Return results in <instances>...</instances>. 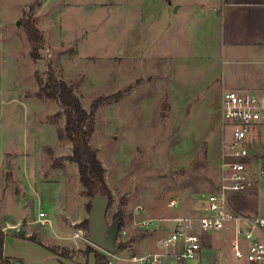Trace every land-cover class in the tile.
Masks as SVG:
<instances>
[{
	"label": "rangeland",
	"instance_id": "374dc122",
	"mask_svg": "<svg viewBox=\"0 0 264 264\" xmlns=\"http://www.w3.org/2000/svg\"><path fill=\"white\" fill-rule=\"evenodd\" d=\"M199 5L0 0V263L4 257L9 264H95L86 252L92 249L109 264H137L134 257L157 252L169 254L161 264H176V249L158 246L172 224H140L198 213L202 196L220 183L221 82L233 90H248L233 88L241 83L264 86V57L227 63L215 33H205L197 19ZM28 28L43 39L35 52ZM49 70L74 88L88 112L104 100L90 145L106 169L107 221L122 224V247L114 252L90 243L82 226L93 198L67 160L72 144L58 136L63 108L40 94ZM203 237L201 264H220L222 256L227 264H248L234 254L232 229Z\"/></svg>",
	"mask_w": 264,
	"mask_h": 264
},
{
	"label": "built area",
	"instance_id": "2783aa9c",
	"mask_svg": "<svg viewBox=\"0 0 264 264\" xmlns=\"http://www.w3.org/2000/svg\"><path fill=\"white\" fill-rule=\"evenodd\" d=\"M220 117V183L214 192L202 196L200 214L147 219L140 224L143 229L155 228L161 222L172 224L171 233L160 238L158 246L164 251L175 248L173 257L176 264H201L199 261L205 247L203 234L228 229L234 232L232 249L238 259L248 264H264V216L240 214L230 201V195L247 193L264 180L262 160L250 151L256 129L264 127V91H224ZM176 205L177 201L169 204L171 208ZM39 222L42 225L48 222L44 213L40 214ZM167 255L157 252L134 257L133 262L161 264Z\"/></svg>",
	"mask_w": 264,
	"mask_h": 264
},
{
	"label": "crops",
	"instance_id": "0c3cea01",
	"mask_svg": "<svg viewBox=\"0 0 264 264\" xmlns=\"http://www.w3.org/2000/svg\"><path fill=\"white\" fill-rule=\"evenodd\" d=\"M199 1V10H196L197 19L204 25L205 33L217 35H214L215 40L219 39L222 55L227 57V63H234L237 57L242 61H258L259 58L264 57V0ZM181 8L182 5L178 6L176 13H179ZM157 57L160 60L163 59ZM220 86L218 96L221 103L223 92L233 89L226 88L223 81ZM233 88L248 89L237 91H264V86L261 83H241L238 87L234 86ZM250 151L252 155L261 158L264 165V127L256 129L250 142ZM230 201L240 214L264 216V180L247 193L230 195ZM197 214L199 215L200 211ZM192 215L194 214L183 216ZM79 222L80 220L76 218L72 224ZM233 240L234 238H232L231 245ZM223 258L225 259L224 264H227L225 256L218 257L217 260L221 262ZM3 259L9 261L4 257ZM213 264H216V260Z\"/></svg>",
	"mask_w": 264,
	"mask_h": 264
},
{
	"label": "trees",
	"instance_id": "16d2710c",
	"mask_svg": "<svg viewBox=\"0 0 264 264\" xmlns=\"http://www.w3.org/2000/svg\"><path fill=\"white\" fill-rule=\"evenodd\" d=\"M28 34L36 44L34 52L37 50L40 39L36 31L28 28ZM35 54V53H34ZM40 94L45 97L58 101L63 108L62 115L65 117L64 131H59V138H67L72 144V155L67 157V160L75 163L78 166L80 183L85 189L86 196L92 197L98 190L103 193L111 194L105 181L106 169L98 157V151L90 145V140L95 131V116L96 111L104 100H97L88 112L76 95L74 88L69 86L65 81L58 79L54 73L49 70L45 81H39ZM91 210V203H90ZM88 220L84 221L82 226L88 229ZM122 224L120 223V228ZM22 238H25L22 236ZM31 241L39 242L34 237H29ZM3 235H0V249L3 255ZM43 245V244H42ZM44 246V245H43ZM47 250L57 255L56 251L44 246ZM122 245L120 246V248ZM119 248V249H120ZM89 254L94 255L95 264H109L106 255L92 249L86 250ZM3 257V256H2ZM0 264H9V261L2 260Z\"/></svg>",
	"mask_w": 264,
	"mask_h": 264
},
{
	"label": "water",
	"instance_id": "95a60500",
	"mask_svg": "<svg viewBox=\"0 0 264 264\" xmlns=\"http://www.w3.org/2000/svg\"><path fill=\"white\" fill-rule=\"evenodd\" d=\"M19 24L18 22L17 25ZM110 203V196L101 190H98L93 196L88 218V238L93 245L111 253L120 248V245L117 243L120 222L116 221L113 225H109L107 212ZM18 235L20 237L25 235L23 228L18 231ZM224 263L225 259L223 258L220 264Z\"/></svg>",
	"mask_w": 264,
	"mask_h": 264
}]
</instances>
